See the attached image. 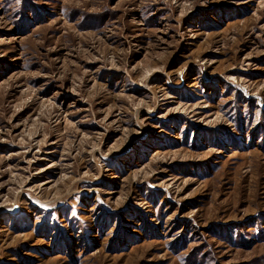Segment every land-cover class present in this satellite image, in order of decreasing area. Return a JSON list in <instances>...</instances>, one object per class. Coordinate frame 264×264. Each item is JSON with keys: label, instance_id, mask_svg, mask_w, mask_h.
I'll return each instance as SVG.
<instances>
[{"label": "rangeland", "instance_id": "1", "mask_svg": "<svg viewBox=\"0 0 264 264\" xmlns=\"http://www.w3.org/2000/svg\"><path fill=\"white\" fill-rule=\"evenodd\" d=\"M0 264H264V0H0Z\"/></svg>", "mask_w": 264, "mask_h": 264}]
</instances>
